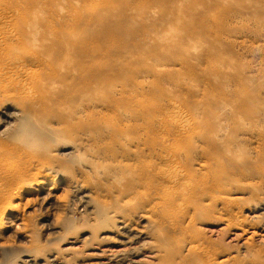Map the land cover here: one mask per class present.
Returning a JSON list of instances; mask_svg holds the SVG:
<instances>
[{"label":"rangeland","instance_id":"obj_1","mask_svg":"<svg viewBox=\"0 0 264 264\" xmlns=\"http://www.w3.org/2000/svg\"><path fill=\"white\" fill-rule=\"evenodd\" d=\"M0 37V264H87L91 205L119 264H264V0H0Z\"/></svg>","mask_w":264,"mask_h":264},{"label":"bare ground","instance_id":"obj_2","mask_svg":"<svg viewBox=\"0 0 264 264\" xmlns=\"http://www.w3.org/2000/svg\"><path fill=\"white\" fill-rule=\"evenodd\" d=\"M0 44H1V37H0ZM14 72L18 74H24V76H32L33 71L28 69L23 70L22 68L15 66ZM27 88V87H26ZM171 108L178 112V106L176 104H172ZM28 121L27 119L23 120L21 123V133L23 135H27L29 132L28 128ZM177 123L182 127L185 128L186 125L189 123V119H187L183 115H178ZM13 169L11 164L8 162V157L4 156L0 158V191L3 190V182L7 179L10 175L13 174ZM40 172H36V175H39ZM161 175L169 182L179 178L182 176L181 168L176 164H165L161 167ZM40 183L43 181L40 180ZM25 184V183H24ZM77 189H82L83 184L77 185ZM12 194L10 198L16 197L21 190H23V183L19 181H14L12 183ZM169 193H178L181 192V189L178 188H171L168 189ZM87 197V194L82 193V197ZM86 202V201H84ZM11 202L8 201L7 205ZM92 207V208H91ZM90 212L93 214V220H89L86 223H83L81 227H86L90 229L91 234V241L87 243L86 246L90 244H96L95 248H90L92 250L88 251V263L87 264H119L121 262H138L142 261L144 255H142V250H144L143 245L139 244L136 246L135 235L139 237V239L144 238L143 233L139 231H135V227L131 223V215L126 211L120 210H98L96 206H90ZM6 208H3L0 211V219L1 215L6 211ZM143 219H147L148 215H141ZM78 231L72 230L68 234V240L72 245L78 243L77 237ZM87 236V235H86ZM86 236L84 238H86ZM83 238V239H84ZM116 238V239H115ZM115 239V240H113ZM114 241V246L108 245L110 241ZM71 248V246H70ZM36 257V256H35ZM133 258V259H132ZM135 258V259H134ZM139 258V259H138ZM31 263L36 262V259L30 257L27 259ZM228 259L223 258L218 261H215V264H227ZM43 264V263H38Z\"/></svg>","mask_w":264,"mask_h":264}]
</instances>
